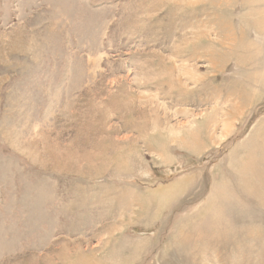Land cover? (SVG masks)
<instances>
[{"label": "rangeland", "instance_id": "374dc122", "mask_svg": "<svg viewBox=\"0 0 264 264\" xmlns=\"http://www.w3.org/2000/svg\"><path fill=\"white\" fill-rule=\"evenodd\" d=\"M0 264H264V0H0Z\"/></svg>", "mask_w": 264, "mask_h": 264}]
</instances>
